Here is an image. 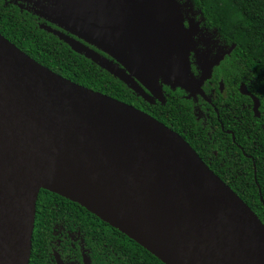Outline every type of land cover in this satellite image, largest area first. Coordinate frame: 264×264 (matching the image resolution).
Returning <instances> with one entry per match:
<instances>
[{"label": "water", "instance_id": "95a60500", "mask_svg": "<svg viewBox=\"0 0 264 264\" xmlns=\"http://www.w3.org/2000/svg\"><path fill=\"white\" fill-rule=\"evenodd\" d=\"M28 2L65 32L42 28L146 101L165 102L160 78L207 99L201 85L232 49L211 59L196 52L198 80L190 54L203 17L185 27L184 13H201L187 0ZM239 91L258 117L259 99L244 84ZM42 189L78 203L164 264H264V220L176 131L57 74L0 33V264H29Z\"/></svg>", "mask_w": 264, "mask_h": 264}, {"label": "trees", "instance_id": "16d2710c", "mask_svg": "<svg viewBox=\"0 0 264 264\" xmlns=\"http://www.w3.org/2000/svg\"><path fill=\"white\" fill-rule=\"evenodd\" d=\"M187 1L193 10L201 12L200 27L214 34L225 46H232L231 51L214 65L209 78L204 81V89L219 113L224 130L232 131L234 141L220 125L210 128L202 123L200 103L206 102L201 97L188 96L186 91L175 86L174 92H167L169 96L164 104L144 101L121 79L42 28L45 21L21 4L0 0V33L57 74L141 108L172 129H183L184 139L201 159L263 221L264 0ZM195 47L190 54L191 68L197 67L195 54L201 50L200 46ZM240 84L259 99L258 117L254 115L251 98L240 93ZM206 106L209 107L207 103ZM210 110L215 119V111ZM59 209L78 214L87 233L95 232L99 227L110 228L78 203L42 189L36 202L29 264H35L44 233L51 231ZM114 230L117 233L113 242L114 254L116 259L120 258L121 264H164L126 235Z\"/></svg>", "mask_w": 264, "mask_h": 264}, {"label": "flooded vegetation", "instance_id": "af4514ba", "mask_svg": "<svg viewBox=\"0 0 264 264\" xmlns=\"http://www.w3.org/2000/svg\"><path fill=\"white\" fill-rule=\"evenodd\" d=\"M12 1L17 5L21 4L25 9L26 7L31 8V6H33V4H30L28 0H12ZM180 2L183 1L180 0ZM200 15H201L200 13L193 14L190 11H187V13H184L185 25L188 26L189 22L192 20L194 21L197 20V17L199 19ZM43 20L45 21L44 23L42 22L43 24L50 25L54 29H58L61 32H65L60 27H57L55 24L46 21L45 19ZM73 37L78 39L75 36ZM196 40L200 42L198 44V46L201 47L200 52L202 53L204 51H207L209 54L208 58L210 59L214 58L216 55H221L222 52L227 49V48H223V46L225 45L222 44L214 34L202 28ZM190 71L193 73L194 76H196V78H198V80L200 79V75L202 72V69H200V67L198 68L193 66L190 69ZM127 73L131 75V79L136 84H138L142 88H145L139 72H136L132 69H127ZM163 81L164 80L160 78V83L162 85L163 94L165 98L164 101H166V97L169 96V93L167 92L170 91L174 92L175 91L174 89H177L175 88V86L177 85L171 83H163ZM127 86L130 89H132L129 84H127ZM205 86H206V82H203L201 88L205 92L207 99L203 98L199 94L195 95V97L196 96L201 97L200 99L204 100L209 105L208 107L206 106V103L205 104L200 103L201 109H199V112L202 118V123L205 126H209L210 128H215L217 125H220L222 131H224L225 133H229L232 137V140L234 141V136L232 131L229 129L224 130V125L220 121L219 113L217 112L216 108L214 107V104L210 101V99L206 94V91L204 89ZM132 91L133 94L135 95L137 94V92L134 91L133 89ZM137 95L140 96L139 94ZM155 101L158 100L153 99L152 102L151 101H147V102L154 103ZM210 109H213L215 111V119L213 116V112ZM238 121H240L239 117H238ZM172 130L176 131L184 139L183 136L185 131L183 129H179V130L172 129ZM56 214L57 215L55 218V222L52 226L51 231L49 230L48 232L47 230L44 233V242L42 243V246L41 248H39V251L36 255L35 264H121L120 258L116 259L114 254L113 242L115 236H117V233L114 230L115 228L109 225L110 228L99 227L98 229L95 230V232L93 231L91 233H87L83 229V224L78 214L74 215L73 212L69 209H64V210L59 209Z\"/></svg>", "mask_w": 264, "mask_h": 264}, {"label": "rangeland", "instance_id": "374dc122", "mask_svg": "<svg viewBox=\"0 0 264 264\" xmlns=\"http://www.w3.org/2000/svg\"><path fill=\"white\" fill-rule=\"evenodd\" d=\"M184 1V0H183ZM208 38V37H207ZM215 39V38H214ZM215 41V40H214Z\"/></svg>", "mask_w": 264, "mask_h": 264}, {"label": "snow or ice", "instance_id": "6c2138e0", "mask_svg": "<svg viewBox=\"0 0 264 264\" xmlns=\"http://www.w3.org/2000/svg\"><path fill=\"white\" fill-rule=\"evenodd\" d=\"M185 27L187 28V25Z\"/></svg>", "mask_w": 264, "mask_h": 264}]
</instances>
